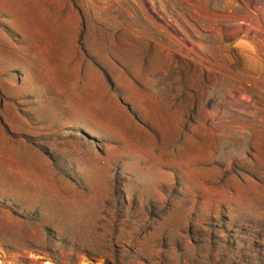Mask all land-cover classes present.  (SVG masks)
<instances>
[{
  "label": "rangeland",
  "instance_id": "374dc122",
  "mask_svg": "<svg viewBox=\"0 0 264 264\" xmlns=\"http://www.w3.org/2000/svg\"><path fill=\"white\" fill-rule=\"evenodd\" d=\"M262 119L264 0H0V264H264Z\"/></svg>",
  "mask_w": 264,
  "mask_h": 264
},
{
  "label": "bare ground",
  "instance_id": "6f19581e",
  "mask_svg": "<svg viewBox=\"0 0 264 264\" xmlns=\"http://www.w3.org/2000/svg\"><path fill=\"white\" fill-rule=\"evenodd\" d=\"M263 120V119H262ZM243 121V120H242ZM264 121V120H263ZM244 122V121H243ZM254 122V121H253ZM245 123V122H244ZM259 123V122H258ZM248 124V123H247ZM242 125V124H241ZM251 125V124H250Z\"/></svg>",
  "mask_w": 264,
  "mask_h": 264
}]
</instances>
